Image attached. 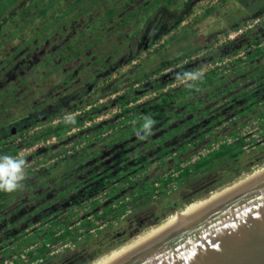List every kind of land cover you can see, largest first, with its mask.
I'll return each instance as SVG.
<instances>
[{"label": "rangeland", "instance_id": "1", "mask_svg": "<svg viewBox=\"0 0 264 264\" xmlns=\"http://www.w3.org/2000/svg\"><path fill=\"white\" fill-rule=\"evenodd\" d=\"M26 2L18 0L11 12ZM124 2L54 1L58 11L25 26L19 42L0 41V152L7 149L0 157H20L28 165L23 187L0 199V264H93L175 211L264 167V0H167L144 20L140 44L130 34L142 15L133 18L132 12L150 0H128L121 7ZM135 43L136 49L130 47ZM130 52L132 60L124 63ZM156 81L163 86L154 88ZM139 88L135 102L118 101ZM168 92L172 100L165 103ZM88 106L97 109L94 117L114 124L111 134L101 136L104 127L83 138L82 124L76 127L80 131L66 130L55 140L48 128ZM30 116L41 120L23 128ZM145 116L155 120L150 135L141 132ZM246 126L256 129L257 137L248 136L241 152L192 172L171 192L160 182V200L144 197L201 147L230 138L229 146L215 152L233 149ZM78 144L82 147L72 155L65 154ZM55 164L64 175L45 172ZM109 168L112 174L100 172ZM92 169H101L94 178L108 186L90 188ZM140 192L144 195L135 202ZM111 194L118 198L110 201ZM126 196L130 205L122 210L116 205ZM24 239L31 241L18 248Z\"/></svg>", "mask_w": 264, "mask_h": 264}, {"label": "water", "instance_id": "2", "mask_svg": "<svg viewBox=\"0 0 264 264\" xmlns=\"http://www.w3.org/2000/svg\"><path fill=\"white\" fill-rule=\"evenodd\" d=\"M113 264H264V176Z\"/></svg>", "mask_w": 264, "mask_h": 264}, {"label": "trees", "instance_id": "3", "mask_svg": "<svg viewBox=\"0 0 264 264\" xmlns=\"http://www.w3.org/2000/svg\"><path fill=\"white\" fill-rule=\"evenodd\" d=\"M54 1L58 2L59 0H29V2L25 3L27 5L26 6L23 5L22 8L19 11L11 12V11H13L15 9V5H17L16 3L18 2V0H0V38H1L0 41L1 42H8L9 40L16 39L15 41L19 42L18 37L20 35L24 34L23 30H24L25 26L31 27V25H33V21L36 18H43L45 16H48L50 14L51 10H54L55 12L58 11L57 9H54V7H53L54 6ZM162 2H165V3L169 4L167 2V0H150V2L146 6L142 7L139 11H133L132 12L133 15H134L133 18H135L139 14L142 15L141 16L142 17L141 18V22H137L136 23V25L134 26L133 32H131V34H130L131 38H134L135 41L137 39H139V41H138L139 44L141 42L142 35L144 34V31H143V33L140 32V31L143 30V28L145 26V23H144L145 21L144 20H146L147 18L149 19L151 13L155 9H157L162 4ZM127 4H128V0H125V2L122 3V5H120V6L124 7ZM120 6H119V8H117V10L120 9ZM34 9H35V11H34ZM37 9H39V11H37ZM35 12H36V14H35ZM113 13L114 12L111 11V12L108 13V15L110 16ZM148 19H147V21H148ZM180 20H182V19H180ZM180 20L177 21L175 25L167 28L166 32H168V31H170L172 29H176L178 27V24H179ZM33 26H35V25H33ZM34 30H35V27L32 28V31H34ZM139 32H140V35H139ZM29 35L26 34L25 36L28 37ZM26 37H24V38H26ZM30 37H28V38H30ZM138 42H136V43L139 46ZM136 43H135V45L133 44V46L130 45V47H132L133 49H136V47H137ZM7 44L10 45L9 43H7ZM130 53H132V55H130V57L128 59H126L124 61V63H128V62H130L132 60L134 55H133V52H130ZM156 72H159V69H157ZM206 79L208 80V78H206ZM208 82L212 83L213 81L209 79ZM161 86H163L161 81H156L155 84H154V88H159ZM83 92H82V94L84 95ZM141 94H142L141 88L135 89V90H131V91H127L126 93H124L122 96H120L118 98V101L121 102L124 105H128V104H131V103L135 102ZM165 97H166V99H163V101L165 103H167V101H171L172 100V95L169 94V92L165 95ZM76 98H77V96L72 98V101L74 99H76ZM62 105H66L65 101L62 102ZM84 106H85V104H84ZM77 108H78V104H76L71 111L74 112L73 110H76ZM130 110L136 112V109H134V108L130 109ZM95 111H97V109H94V110L92 109L91 111L88 110L86 112L83 111V114L85 116H87V117H85L83 114H81V115H75L74 117H72L70 119H68V118L67 119H60L56 123L55 126L49 127L48 129L52 130L50 132H52L53 134H55L57 136H60V134L62 132H64V131H66V130H71L72 128L81 126L83 124V122L85 121V119L86 120H91L94 117L93 115H94ZM92 113H93V115H92ZM61 115L62 114H60L59 116H61ZM133 119H135V117H133ZM40 120L41 119L37 120V118H33V117L30 116L29 119H28L27 124H25L23 126V128L27 127L28 125L29 126L30 125H36L37 123L40 122ZM105 124H107V122ZM139 125H141V124L138 121L137 122V126H139ZM104 126L105 125L103 124V126H101L100 128L103 129ZM128 129H132V128L129 127ZM10 131H11L10 134H14L15 133L14 128H11ZM171 134H173V133H171ZM5 135H9V134H5ZM35 140H36V138H34V141ZM242 145H243V141H239V142L236 143V145H235V147L233 149L222 150V151H218V152L212 153V155H211V157L209 159H205V160L197 162L196 164L193 165V167L191 169L185 170L184 173L182 174V176L185 177V181H186L187 179H189L191 177V175L193 173H195L197 171H200L202 168H205L207 166L208 167L211 166L212 163H214L216 161H220L223 157H225L227 155L232 157L234 153L241 152L240 147ZM6 150L7 149L2 150L0 152V155L2 153L6 152ZM11 152H12L13 155L17 154L14 149H12ZM85 152L88 153V151H85ZM99 170H101V169H99ZM111 170H112L111 168L103 169L100 172L103 173V171H104L106 173V171L108 172V171H111ZM112 172H113V170H112ZM110 174H112V173H110ZM111 177H113V176L111 175ZM6 194H8V193L0 192V199L2 197H4ZM138 194L140 196L138 195L134 199L135 202H137V200H139V199H141L143 197L144 192L143 193L140 192ZM146 194H147V192H146ZM167 207H168V204L164 205L160 209L161 212L165 213ZM153 214H154V212H152V214L150 215V218H153V216H154ZM165 215H168V214L166 213ZM154 221H150V223L154 224ZM145 224H147V223H145ZM151 224H147V225H151ZM63 226L64 225L62 224V228H63ZM67 234L68 233L65 230V232L63 233L61 238L64 239L67 236ZM30 241L31 240L24 239L23 241H19V243H17L16 246L18 248H21V246L23 247L24 244H28V243H30ZM26 254H27V256H30V257L31 256H35V252H28Z\"/></svg>", "mask_w": 264, "mask_h": 264}, {"label": "built area", "instance_id": "4", "mask_svg": "<svg viewBox=\"0 0 264 264\" xmlns=\"http://www.w3.org/2000/svg\"><path fill=\"white\" fill-rule=\"evenodd\" d=\"M243 57L242 59H245L246 57V52H243ZM241 59V60H242ZM185 62H186V59H185ZM103 102L102 99H99L98 100V103H101ZM89 108H91L90 106L86 107V110H89ZM77 114H80V112H77ZM105 117H101V116H96V117H93L91 120H88V121H84L83 122V126L81 127V129L83 130L82 132V137L86 138V139H89L91 138L92 134V130L94 132H97V131H100L101 130V126H103L104 123H106L107 120H104ZM125 118L122 117V121L124 120ZM119 122V121H118ZM114 124H107L105 127V129H107V131H105V133L103 132L101 134V136L105 137L109 134H111L112 130H114L113 128ZM115 126H120L119 123H116ZM88 130H91V132H88ZM256 130V129H255ZM254 129H249V127H245L244 128V131L245 133H242V136H241V140L243 141V143H247L248 141V136H251V138H256L257 137V134H254L252 135L254 132H255ZM75 131H80V128H73L71 131H69L68 135H70L71 133H74ZM87 131V132H86ZM231 140L232 139H226V140H223V141H219L217 142L216 144H211L209 145V147H201L200 149H198L195 154L189 159V161H186V162H182L180 163L179 165H175L172 169H170L163 177H161L159 179V183H154V191L153 192H149L147 194L144 195L145 198H151V199H155V200H160L161 196H160V191H159V188L161 186V183L160 182H164L165 183V188L167 190V192H171L172 190L175 189V186L178 184V182L182 179V174L184 173L185 170H188V169H191L193 167L194 164H196L197 162L201 161V160H204L206 158V156H209L210 154H212L213 152H215L220 146H229L231 144ZM261 139L258 138L257 139V144L259 145H262L261 143ZM81 144H78L77 146L72 147L70 146L67 151H65V154L67 156L69 155H72L75 150H77L78 148H81ZM28 165H25V168L27 167ZM130 198L128 196H126L125 198L121 199V200H118L117 202V207H121L122 210H128V207L130 205ZM125 212V211H124Z\"/></svg>", "mask_w": 264, "mask_h": 264}, {"label": "bare ground", "instance_id": "5", "mask_svg": "<svg viewBox=\"0 0 264 264\" xmlns=\"http://www.w3.org/2000/svg\"><path fill=\"white\" fill-rule=\"evenodd\" d=\"M262 176H264V167L252 172V174L250 173V175H247V177H245L244 179H239L238 182L234 184L232 183V185L210 194L204 199L188 204L183 209L175 211L164 222L161 221L162 223L158 226L152 227L151 229L147 230L144 234L141 233L142 235L137 237L135 240L133 239V241L126 244L124 243L125 245L113 251H110V253L96 260L93 264H113L117 262L136 248L144 245L145 243L149 242L161 233L175 227L176 225L180 224L181 222L185 221L196 213L227 197L228 195L243 188L244 186L250 184L251 182L257 180Z\"/></svg>", "mask_w": 264, "mask_h": 264}, {"label": "clouds", "instance_id": "6", "mask_svg": "<svg viewBox=\"0 0 264 264\" xmlns=\"http://www.w3.org/2000/svg\"><path fill=\"white\" fill-rule=\"evenodd\" d=\"M154 124L155 120L151 116H145L141 131L150 135ZM25 165L26 161L20 157L11 155L0 157V192L12 193L23 187Z\"/></svg>", "mask_w": 264, "mask_h": 264}, {"label": "crops", "instance_id": "7", "mask_svg": "<svg viewBox=\"0 0 264 264\" xmlns=\"http://www.w3.org/2000/svg\"><path fill=\"white\" fill-rule=\"evenodd\" d=\"M213 85V84H212ZM155 127V126H154ZM139 131V130H138ZM141 132H143V131H141ZM66 134H69V133H66ZM63 137V135H61V136H58V137H56L55 138V140H60L61 138ZM163 138L162 139H164V136H162ZM175 139V138H174ZM47 143L46 144H48V141H46ZM92 144H94L95 145V143H92ZM90 146V145H89ZM99 147V145L97 146V147H92V149H85L84 151H81L79 154H77V155H75V156H80V154L83 152V154H84V152L85 151H94V150H96V148H98ZM40 153H38V154H34L35 156H37V155H39ZM73 159L74 160H76V159H79V157H73ZM59 163H61V162H59ZM99 170V169H98ZM98 170H95V169H92V171H90V177H89V179H90V182L91 181H95L94 183H89V185L90 184H94V185H90V186H92V187H90L91 189H94L95 188V190L98 188L99 189V187H106V186H108V184L109 183H104V181H102V180H99L98 178H94V176L95 175H97V173L99 172ZM64 171L65 170H63L62 169V167L60 166V165H57V164H55V165H52V166H50L49 168H47L46 169V171L45 172H48L50 175H52V174H54L53 176L55 177V172H56V174L58 175V176H60V173H62V175H64ZM58 172V173H57ZM109 173H113L112 172V170L111 171H108ZM107 171H106V173H108ZM102 173V172H101ZM103 173H105L104 171H103ZM52 176V177H53ZM183 179H185V177H183L182 176V179L181 180H183ZM99 180V181H98ZM98 181V182H97ZM111 181H112V179H111ZM116 181H118L117 180V178L116 179H113V182L115 183ZM138 182H140V181H138ZM114 183H113V185H114ZM116 184V183H115ZM88 185V186H89ZM111 185V184H110ZM94 186V187H93ZM138 187L139 186H137L135 189H137L138 190ZM141 191V190H140ZM119 193V194H118ZM116 195H118V196H120V192H118L117 191V193H116ZM116 195H114V194H111V197H109L110 198V201L111 200H113V199H117L118 197L116 196ZM86 196V195H85ZM106 200V199H105ZM104 205L106 204L105 202L103 203Z\"/></svg>", "mask_w": 264, "mask_h": 264}]
</instances>
